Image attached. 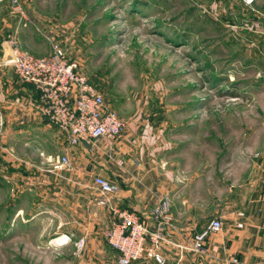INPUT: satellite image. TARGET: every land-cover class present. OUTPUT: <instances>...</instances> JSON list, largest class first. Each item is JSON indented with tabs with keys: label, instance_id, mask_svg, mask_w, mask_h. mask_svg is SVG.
I'll return each instance as SVG.
<instances>
[{
	"label": "rangeland",
	"instance_id": "obj_1",
	"mask_svg": "<svg viewBox=\"0 0 264 264\" xmlns=\"http://www.w3.org/2000/svg\"><path fill=\"white\" fill-rule=\"evenodd\" d=\"M1 17L10 26L0 41L15 35L35 56L60 42L127 126L160 136L178 212L197 199L202 216L231 214L254 190L247 170L264 155V0H0ZM9 186L0 181V264H77L80 211L60 218L47 198Z\"/></svg>",
	"mask_w": 264,
	"mask_h": 264
},
{
	"label": "crops",
	"instance_id": "obj_2",
	"mask_svg": "<svg viewBox=\"0 0 264 264\" xmlns=\"http://www.w3.org/2000/svg\"><path fill=\"white\" fill-rule=\"evenodd\" d=\"M5 24L10 26L1 17L0 27L5 28ZM0 120V181L17 194L28 191L32 196L47 198L51 208L45 209L60 218H66L71 209L80 211L87 227L80 229L83 246L75 247L77 264H119L117 251L104 236L103 229L109 226L111 217L97 204L99 193L93 184L96 175L116 183V204L136 212L149 226H153L152 207L163 194L169 195L173 221L159 245L165 264L264 261L263 154L250 160L247 183L254 190L236 210L245 213L244 227L236 228V211L226 214L216 209L202 216L197 199L187 212L176 210L173 194L178 178L169 159L161 155L164 142L155 133L129 125L111 144L100 139L91 146H69L65 133L42 112L34 86L23 81L12 65L0 67ZM57 155H67L70 168L50 171L49 159ZM212 218H219L222 228L204 238L201 251L193 250L194 236ZM69 240L66 235L61 245ZM132 264L157 263L148 259Z\"/></svg>",
	"mask_w": 264,
	"mask_h": 264
},
{
	"label": "built area",
	"instance_id": "obj_3",
	"mask_svg": "<svg viewBox=\"0 0 264 264\" xmlns=\"http://www.w3.org/2000/svg\"><path fill=\"white\" fill-rule=\"evenodd\" d=\"M5 42L14 59L10 63L2 61L1 45L0 67L12 65L23 81L34 86L42 112L65 133L69 146H91L100 139L111 144L125 131L126 121L105 103L100 91L80 72L77 63L68 60L60 42L52 43L51 53L45 56H35L22 50L15 35ZM1 128L0 120V132ZM49 161L50 171L71 166L67 155H57ZM93 184L99 193L97 204L105 207L111 217L104 236L107 244L117 251L118 263L132 264L153 259L157 264H165L159 245L165 240V231L173 221L169 195L163 194L152 207L153 226H149L136 212L116 204L113 200L119 189L116 183L96 175ZM235 218L236 228H243L245 213L238 210ZM221 228L219 218L210 219L194 236L191 248L201 251L204 238ZM83 244L84 238H79L75 246L79 249ZM231 262L242 264L236 259ZM254 264H264V261Z\"/></svg>",
	"mask_w": 264,
	"mask_h": 264
},
{
	"label": "water",
	"instance_id": "obj_4",
	"mask_svg": "<svg viewBox=\"0 0 264 264\" xmlns=\"http://www.w3.org/2000/svg\"><path fill=\"white\" fill-rule=\"evenodd\" d=\"M3 47V55H2V61L4 63H10L13 61L14 57L12 54L11 49L8 47V45L6 44V42H3L2 44Z\"/></svg>",
	"mask_w": 264,
	"mask_h": 264
},
{
	"label": "bare ground",
	"instance_id": "obj_5",
	"mask_svg": "<svg viewBox=\"0 0 264 264\" xmlns=\"http://www.w3.org/2000/svg\"><path fill=\"white\" fill-rule=\"evenodd\" d=\"M60 240V239H57V241Z\"/></svg>",
	"mask_w": 264,
	"mask_h": 264
},
{
	"label": "trees",
	"instance_id": "obj_6",
	"mask_svg": "<svg viewBox=\"0 0 264 264\" xmlns=\"http://www.w3.org/2000/svg\"><path fill=\"white\" fill-rule=\"evenodd\" d=\"M234 94V93H233Z\"/></svg>",
	"mask_w": 264,
	"mask_h": 264
}]
</instances>
